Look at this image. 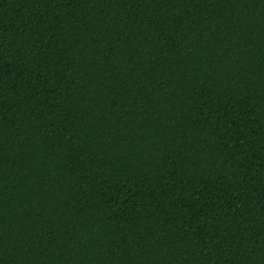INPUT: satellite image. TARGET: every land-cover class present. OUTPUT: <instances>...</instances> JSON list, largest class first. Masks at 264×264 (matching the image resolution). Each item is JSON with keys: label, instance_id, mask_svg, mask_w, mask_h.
<instances>
[{"label": "trees", "instance_id": "1", "mask_svg": "<svg viewBox=\"0 0 264 264\" xmlns=\"http://www.w3.org/2000/svg\"><path fill=\"white\" fill-rule=\"evenodd\" d=\"M0 264H264V0H0Z\"/></svg>", "mask_w": 264, "mask_h": 264}]
</instances>
